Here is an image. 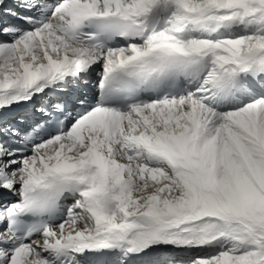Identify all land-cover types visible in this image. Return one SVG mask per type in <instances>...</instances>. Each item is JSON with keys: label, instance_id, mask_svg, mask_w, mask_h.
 I'll use <instances>...</instances> for the list:
<instances>
[{"label": "snow or ice", "instance_id": "6c2138e0", "mask_svg": "<svg viewBox=\"0 0 264 264\" xmlns=\"http://www.w3.org/2000/svg\"><path fill=\"white\" fill-rule=\"evenodd\" d=\"M0 264H264V0H0Z\"/></svg>", "mask_w": 264, "mask_h": 264}]
</instances>
